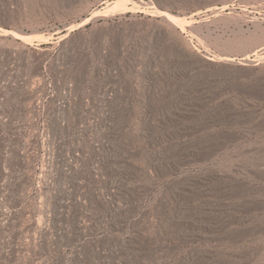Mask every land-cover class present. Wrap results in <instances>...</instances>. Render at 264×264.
Returning <instances> with one entry per match:
<instances>
[{
    "label": "rangeland",
    "instance_id": "1",
    "mask_svg": "<svg viewBox=\"0 0 264 264\" xmlns=\"http://www.w3.org/2000/svg\"><path fill=\"white\" fill-rule=\"evenodd\" d=\"M47 95L83 169H25ZM0 264H264V0H0Z\"/></svg>",
    "mask_w": 264,
    "mask_h": 264
},
{
    "label": "built area",
    "instance_id": "2",
    "mask_svg": "<svg viewBox=\"0 0 264 264\" xmlns=\"http://www.w3.org/2000/svg\"><path fill=\"white\" fill-rule=\"evenodd\" d=\"M48 80V79H47ZM35 86L40 87L44 84L43 79H36ZM86 118H83V113L79 122L71 123L66 119V105H62L60 102L53 103L52 96L37 97L32 101L27 110L29 116L21 124L26 130L27 139L25 141V148L23 150V158L27 162L25 169H83L82 163H85L90 157L87 152V147H93L95 150L106 149V135L108 133L104 129V125L107 124V118L96 113L91 118L88 117L87 112H90L91 104L86 102ZM56 105L60 109L59 119L55 120L51 115V108ZM32 113V114H31ZM105 121V122H104ZM75 125L77 128L75 151L76 161L74 165H56L55 164V152L61 147L64 148V136L68 127ZM105 135V136H104ZM102 143V144H101ZM109 147V146H108ZM98 153V159L101 160ZM42 157L43 160L51 159V164L48 165H36L38 159ZM101 165L95 169H108L103 162H99Z\"/></svg>",
    "mask_w": 264,
    "mask_h": 264
}]
</instances>
